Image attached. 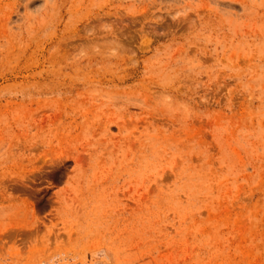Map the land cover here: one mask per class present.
<instances>
[{
    "label": "rangeland",
    "instance_id": "rangeland-1",
    "mask_svg": "<svg viewBox=\"0 0 264 264\" xmlns=\"http://www.w3.org/2000/svg\"><path fill=\"white\" fill-rule=\"evenodd\" d=\"M0 264H264V0H0Z\"/></svg>",
    "mask_w": 264,
    "mask_h": 264
}]
</instances>
